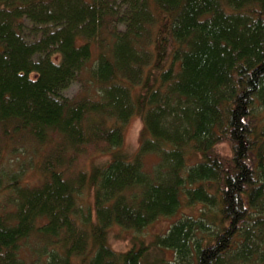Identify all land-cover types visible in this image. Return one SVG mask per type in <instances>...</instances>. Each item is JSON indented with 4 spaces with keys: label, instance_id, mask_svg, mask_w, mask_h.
I'll use <instances>...</instances> for the list:
<instances>
[{
    "label": "trees",
    "instance_id": "trees-1",
    "mask_svg": "<svg viewBox=\"0 0 264 264\" xmlns=\"http://www.w3.org/2000/svg\"><path fill=\"white\" fill-rule=\"evenodd\" d=\"M0 130L110 152L77 173L29 163L35 184L24 165L0 175V264H149L164 250L158 264H264V0H0ZM166 217L165 233L110 246L109 228Z\"/></svg>",
    "mask_w": 264,
    "mask_h": 264
},
{
    "label": "rangeland",
    "instance_id": "rangeland-1",
    "mask_svg": "<svg viewBox=\"0 0 264 264\" xmlns=\"http://www.w3.org/2000/svg\"><path fill=\"white\" fill-rule=\"evenodd\" d=\"M82 81L76 80L72 82L65 90L64 94L69 98H74L83 89ZM124 142L122 146V151L131 158L137 151L140 144V134L143 129V122L141 115L138 113L133 114L128 122L124 125ZM55 136L43 145H37L31 140L27 139L23 135H5L0 130V175L3 177L4 181L9 179V174L21 171V167L24 165L25 178L21 179L28 183L35 184L38 180V171L34 172L33 169L28 167L29 163L34 164L32 167L36 168L38 166L37 161H49L54 160L56 157L62 159L64 166H68L71 173H77L79 171H89V168L93 164H98L105 161L110 156V152H104L95 146H84L79 148L78 151L67 150H55L53 147ZM58 139H55L57 141ZM50 151L46 153V156L41 155L49 149ZM218 150L225 156L230 155V148L228 143H222L218 146ZM64 160H63V158ZM155 156H148L145 159L146 167H151L152 163L155 162ZM22 184V183H21ZM93 203V191H84L82 195L81 207L83 209H91ZM197 205L194 208L185 207L183 208V215H193L197 214ZM173 218H160L151 223L148 227L140 232L124 229L118 226H113L109 228L108 241L110 246L115 251H124L128 249L132 243L139 239H144L149 241L156 234H163L167 230V227L172 222ZM172 260L173 252L171 250H164L163 252L158 251V253L150 252L147 255L148 263L156 264L159 260ZM162 260V261H163ZM151 262V263H150ZM75 264H79L75 262ZM158 264V263H157Z\"/></svg>",
    "mask_w": 264,
    "mask_h": 264
}]
</instances>
